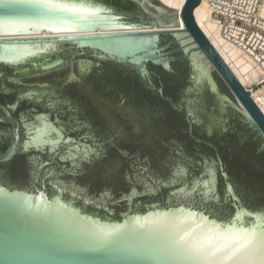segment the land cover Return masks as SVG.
Here are the masks:
<instances>
[{
    "label": "water",
    "instance_id": "1",
    "mask_svg": "<svg viewBox=\"0 0 264 264\" xmlns=\"http://www.w3.org/2000/svg\"><path fill=\"white\" fill-rule=\"evenodd\" d=\"M200 3L201 0H187L178 15V7L160 0H0V64L23 67L22 72L26 73L17 75L14 70L0 69L6 73L2 83L8 76L13 82L10 87L17 91L10 103L16 105L17 97L21 95V103L15 112L26 117L33 116L36 111L54 115L49 103L48 107H43L42 103H33L19 92L54 90L49 79L40 77L57 74V70L71 61H84L91 68L98 65L95 60L114 62L134 69L144 82L152 83L150 66L172 71L174 61L187 60L192 69L193 85L201 84L204 95L212 99L209 115L221 132L218 141L225 142L227 138L229 141L233 137L235 146L248 136L259 149L264 148L262 140H258L259 135L264 140V113L198 25L195 9ZM165 36L172 38L168 46L163 45ZM61 44L87 50L91 56L78 54L67 58L60 55L57 60H52L50 55ZM171 45H177V48L167 51ZM176 52H182V55L174 56ZM84 66L83 62L73 64L68 77L76 74V68L80 70ZM189 75L190 71L182 89L188 98L181 95L179 101L187 100L186 103L195 108L199 91L195 92L188 84ZM89 77L90 73H85L84 80L95 89L92 77ZM73 81L65 83L58 95L64 94V98L80 102L79 97L70 92L71 86H77ZM97 93L110 100L102 92L97 90ZM158 93L166 98L163 88H159ZM126 98L124 93L118 94L114 101L116 106L130 113L149 114L144 106L126 101ZM230 106L246 116L251 125L242 121L243 118ZM0 108L12 121L9 111L2 105ZM67 110L69 118L58 117L71 128V135L100 150L98 145L103 142L98 138L88 142L82 120L71 121L77 115L73 109ZM186 110L190 114L189 108ZM28 128L27 147H49L53 151L65 140L62 129L46 114L37 115ZM19 147V133L15 128L9 148L0 154V164L9 162ZM75 148L77 151L70 150L72 159L82 152L80 147ZM102 150L101 158L105 155ZM85 153L89 154L87 150ZM261 153H257V158L250 163L252 169L230 164V179L220 155L217 162L207 149L192 152V161L201 168L212 165L216 177L212 169L209 178L197 179L192 187L185 186L177 192L189 197L203 185L202 190L209 197L217 184V203L205 204L216 215L182 204L122 212L118 218L104 214L107 210L116 216L118 211L125 209L121 202L124 196L134 191L136 197L146 201L145 187L151 184L145 177V173H150L148 156L140 159L129 152L114 156V165L121 168L124 176V187L117 190L107 184L92 188L88 183H81L79 176L86 172V167L77 170L66 162L43 167V181L47 184H43L44 187H50L54 175L56 181L87 190V196L92 197L90 201L87 198L89 209L95 211L98 207L101 214L65 199L64 189L58 184H54L58 188L55 193L40 189L37 185L40 172L35 175L31 188H24L29 184L15 182L7 170L0 167L3 182L0 181V264H231L223 254L228 247H233L239 264H258L262 247L260 236L264 232V175L258 174L264 170L258 159ZM25 155L35 157L37 165L51 161L46 151L30 149ZM182 161L172 150H160L152 169L159 180H174L175 167L189 168ZM191 174L197 177L204 172ZM152 186L157 192L158 189ZM167 193L152 196L150 201L164 204ZM93 199H103V205H95ZM130 199L132 201L133 197ZM118 203L120 205L116 206ZM249 240L252 243L246 249L236 252L237 247Z\"/></svg>",
    "mask_w": 264,
    "mask_h": 264
},
{
    "label": "flooded vegetation",
    "instance_id": "2",
    "mask_svg": "<svg viewBox=\"0 0 264 264\" xmlns=\"http://www.w3.org/2000/svg\"><path fill=\"white\" fill-rule=\"evenodd\" d=\"M171 40V37L165 36L163 45L168 46ZM175 48H177V45H171L167 48V51H172ZM78 54L85 57L91 56L87 50L79 49L71 44H61L58 46L57 50L50 55V57L52 60H57L60 55L69 58ZM173 55L180 56L182 55V52H176ZM78 62H83L85 65L84 68H81L80 70L76 68V74L69 78V70L72 68L73 64ZM78 62L71 61L69 64L65 63L67 65L57 70L55 72L57 74H47L40 77L41 79H49L54 90L45 92L26 90L22 91V93L19 92V94H22L25 99L32 101L33 103H42L43 107H48L47 103H49V107H51L54 115L35 110L37 113L33 114L31 117H26L25 114L19 116L15 112V108H17V105L21 103V95H18L17 98L19 100L16 105L14 103H10L15 98L17 91L10 87V84L13 82L9 80L8 76L4 78L2 83V78L6 75V73L0 71V105L4 106L9 111L12 118L11 121L7 117L4 110L0 108V154L4 153L9 148L15 128L19 133L20 139V147L17 154L9 162L0 164V167H4V169H6L8 174L11 176L10 166L13 160L17 156L22 157L24 159V171L26 176L15 182L23 185L24 183L29 184L24 188H31L35 175L40 172L37 184L40 189L45 190L49 194L55 193L58 191V188L55 185L58 184L64 189L62 195L65 199L72 200L79 206H87V209L90 212H99L101 214L100 208L98 207H96L95 211H91L89 209L87 198H89L90 201L92 197L87 196V190L79 188L73 184L66 185L60 181H56L54 175L51 176L52 183L50 184V187H44L43 184L46 186L47 184L43 181V167L49 164L64 162H66L73 169L77 170H84L86 167V172L79 176V181L81 183H88L92 188L98 187L102 184H107L117 190L118 188L124 187V176L121 174V168L114 165V156L118 153L122 154L123 152H129L131 155H135V157L140 159L143 158V156H148L150 159L146 161L150 164V166H148L150 173H145V177L148 178L151 184L154 185L158 191L155 192L154 187L151 184H148L145 187L147 193L146 201L136 197L137 192L134 191L131 194L124 196V200L121 202H124L125 209L118 211L116 216L107 210H104V214L118 218L122 212L145 211L147 207L151 206L165 207L182 204L216 215L214 211H210L207 207H205V204L217 203V184L215 192H213L209 197L205 195L202 190L204 188L203 185H201L200 188H198L189 197L179 195L177 192L182 187H192L197 179L203 181L204 179L209 178L210 171L212 169L214 170L216 177V170L212 165L201 168L192 161L190 155L193 151L200 152L207 149L214 154L217 162H219L218 155H220L223 161L224 169L229 174L230 179H232V169L230 168V164L233 160L234 154L244 153L249 142L253 141L250 140L248 136L235 146L233 144L234 141L232 136L229 141L228 138L225 142L218 141L217 136L221 134V132L218 131V124L213 123V117L209 115V112L211 113L210 105H212V99L207 98L204 95V89L201 84H199L198 87L193 85L192 69L189 61H174L172 63V71H166L162 67L150 66V79L152 80V83L144 82L134 69L114 62H100L95 60L94 62L98 65L92 68L84 61ZM1 68L14 70L17 75L26 74L22 72L23 67L19 68L0 64V69ZM163 71L171 74L169 85L179 88L177 98H173L166 94V84L162 75ZM188 71H190L188 84L193 86V90L195 92L199 91V97L196 101L195 108L192 107V104L186 103L187 100H184V102L179 101L181 95L184 96L185 99L188 98L186 93H182V89L187 82ZM87 72L90 73V77H92L95 89H92L89 82L84 80V75ZM118 73H122L124 76L130 75L133 76V78L139 79L141 81L142 88L151 91V94H158L179 114L167 115L160 106H152L147 101L141 103L137 98H135V94L132 92L133 88H130L129 90L131 91H128V89L117 83L116 74ZM71 79L74 80L73 82L77 83V86H71L70 92L77 95L80 102H74L73 100L64 98V94L58 95V90L62 91L65 88V83H70ZM3 84L5 86H3ZM159 88H163L167 99L163 98L158 93ZM96 89L110 97V100L101 98ZM7 90H11V92L8 93ZM120 93H124L127 97L126 101L135 102L144 106L145 109L149 111V114L139 115L130 113L125 111L122 107L116 106L114 101ZM225 100L227 101V104H230L228 103V99L225 98ZM175 106H179L181 108H176ZM186 107L189 108L190 114H188ZM68 108L73 109L74 114L77 115L70 119L71 121L79 119L82 120V130L88 132L86 136L88 142H95L97 138L103 142V145H98L100 150L102 148V151L105 153L103 158H101L100 150L94 148L92 144L83 143L82 141L77 140L71 135V128L60 121L58 117L59 115H64L66 118L70 117V112L67 110ZM230 108L235 109L232 106H230ZM235 110L239 113L240 117L243 118L242 121H244L247 125H251L246 116L241 114L239 110ZM40 114L48 115L51 121L61 128L64 133L65 140L53 151L49 147L37 148L35 146H26L27 141L30 139L28 125L35 121L36 116ZM194 119L196 121H194ZM242 121L239 120L240 123ZM76 124H78V122H76ZM78 131L79 129H77L76 132ZM209 134L211 137H209ZM257 134L259 135L258 131ZM6 139L8 140L7 142ZM69 139L70 141L68 142ZM260 139L264 144L263 138L259 135L258 140ZM75 147H80L82 152L79 153L77 158L72 159L69 157V154L71 149L77 151ZM30 149H33L34 151H46V153L50 155L51 163L44 162L37 165L35 157H27L25 155ZM85 150H87L89 154H86ZM160 150H172L181 157L189 168L179 165L174 168V180H159V176H156L157 174L153 171L152 167L154 158ZM263 150L264 148L260 147L259 149L256 146V153H261ZM224 155H227L228 158L225 159ZM102 159L103 162L101 161ZM110 169H112L110 173H104V171ZM101 170H103L102 173ZM202 172H204V175L197 177L192 176L191 174L193 173L196 175L201 174ZM217 180L218 178H216V181ZM222 180H224L223 177ZM172 183H175L176 185L169 186ZM165 191H168V193L164 204L150 201L152 196L164 194ZM108 195L110 196V193H108ZM131 196L133 197L132 201L130 199ZM93 200L95 205H103V199ZM230 204L233 207L232 201H230ZM119 205V203L116 204V206Z\"/></svg>",
    "mask_w": 264,
    "mask_h": 264
},
{
    "label": "bare ground",
    "instance_id": "3",
    "mask_svg": "<svg viewBox=\"0 0 264 264\" xmlns=\"http://www.w3.org/2000/svg\"><path fill=\"white\" fill-rule=\"evenodd\" d=\"M160 1L172 7H178V15H181L187 0ZM218 1L222 0H201L195 9L196 21L240 82L251 92L264 113V85H259L263 78L261 69L257 68L255 61L244 48L245 43L242 39L245 36L240 35L239 28L233 27L235 23L228 21L229 25H226L214 15V12L218 11L235 18L232 2H227L228 7L224 8ZM234 4L250 13L241 15L242 19L247 23L254 22L259 31H261L259 28L264 29V0H234Z\"/></svg>",
    "mask_w": 264,
    "mask_h": 264
},
{
    "label": "trees",
    "instance_id": "4",
    "mask_svg": "<svg viewBox=\"0 0 264 264\" xmlns=\"http://www.w3.org/2000/svg\"><path fill=\"white\" fill-rule=\"evenodd\" d=\"M162 75H163V80L166 84L165 85L166 94L173 98H177L179 93V88L176 86L169 85L171 74L163 71ZM116 81L119 85H122L124 88L128 89V91H131L129 89L133 88L132 92L135 94V98H137L141 103L147 101L152 106H160L163 108L164 113L167 115L179 114L170 105H168L158 94H151V91L142 88L141 81L139 79L133 78V76L130 75L124 76L122 73H118L116 74ZM256 146H257L256 143L249 142L244 153L234 154L231 164L243 165L246 166V168L248 169H252L250 163L257 158ZM261 154L262 155H260L258 159L259 161L262 162L264 169V151ZM224 158L227 159L228 156L224 155ZM10 174L11 177L15 179V181H19L20 179H23L26 176L24 171V159L22 157L17 156L13 160L10 166ZM258 174L264 175V170L258 172Z\"/></svg>",
    "mask_w": 264,
    "mask_h": 264
},
{
    "label": "built area",
    "instance_id": "5",
    "mask_svg": "<svg viewBox=\"0 0 264 264\" xmlns=\"http://www.w3.org/2000/svg\"><path fill=\"white\" fill-rule=\"evenodd\" d=\"M221 2V6L224 8H227V2H232V7L234 11L235 18L232 17V15H227L222 12L215 11L214 15L220 20L226 24L229 25V22L235 23V26L239 28L240 35L245 36L242 41L245 43L244 48L249 52L253 60L255 61V65L258 69H261V74L263 76L261 82L259 85H264V29H261V31L256 28L257 26L253 22L247 23L244 19L241 18V15L245 16L250 13L246 9H243L241 6H237V4H234V0H222L218 1ZM235 19V20H233ZM230 26V28H233ZM248 89V88H247Z\"/></svg>",
    "mask_w": 264,
    "mask_h": 264
},
{
    "label": "snow or ice",
    "instance_id": "6",
    "mask_svg": "<svg viewBox=\"0 0 264 264\" xmlns=\"http://www.w3.org/2000/svg\"><path fill=\"white\" fill-rule=\"evenodd\" d=\"M261 252H260V260L258 264H264V232L261 233ZM252 241L249 240L245 243H242L239 247L236 248V252H239L242 248L246 249ZM223 254L227 257V260L231 262V264H239L238 259L236 258V253L233 252V247H228L223 250Z\"/></svg>",
    "mask_w": 264,
    "mask_h": 264
}]
</instances>
